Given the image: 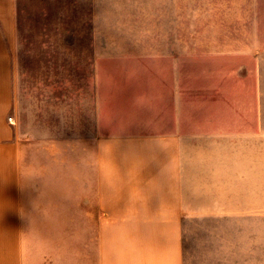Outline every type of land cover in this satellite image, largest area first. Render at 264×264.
<instances>
[{
	"label": "crops",
	"instance_id": "0c3cea01",
	"mask_svg": "<svg viewBox=\"0 0 264 264\" xmlns=\"http://www.w3.org/2000/svg\"><path fill=\"white\" fill-rule=\"evenodd\" d=\"M74 2L89 6L90 20L22 39L26 83L17 86V4L0 0V264H243L241 222L234 231L225 222L242 220L252 188L243 178L248 130L220 103L208 102L219 115L203 113L179 60H258L264 51L180 52L171 2L130 11L159 23V38L99 37L97 0ZM145 44L157 47L138 48ZM23 200H49L38 210L42 232ZM61 200H76V219L89 200V245L84 251L75 229L69 260L67 246L52 241Z\"/></svg>",
	"mask_w": 264,
	"mask_h": 264
},
{
	"label": "rangeland",
	"instance_id": "374dc122",
	"mask_svg": "<svg viewBox=\"0 0 264 264\" xmlns=\"http://www.w3.org/2000/svg\"><path fill=\"white\" fill-rule=\"evenodd\" d=\"M170 2L179 8L177 36L180 52H186L188 49L190 51L192 47L195 48V52L200 53L237 47L259 48L260 53L264 51V27H239L248 20L264 25V0H97L96 8L93 10H96L98 15V36L124 42L129 41L136 34L139 41L144 43L159 38L165 34L159 28V23L156 25L154 21H148L145 13L130 11L144 6L156 8L160 4H170ZM16 4L19 50L15 61V82L18 86L26 83V78H21L26 63V58L23 57L21 60L19 55L22 49H25L21 40L40 36L45 31L50 35H55L59 31L63 33L64 26H68V23L74 20L89 21L90 12L86 9L89 6L74 0H16ZM245 7H251L252 13H243ZM222 8H225L224 12H220ZM229 8L234 11H226ZM92 15H95V12ZM131 16H134L136 21L134 27L126 25ZM155 16L157 17L156 13ZM43 23H46L44 28H42ZM174 34L175 30H173V39ZM141 47L145 50L157 46L154 44L138 46ZM259 56L258 60L243 58L217 60L197 54L195 59L179 60L180 69L184 68L189 72V77H184V80L188 79V84L194 87L195 103L206 107L203 113L210 112L214 115L217 112L208 102L220 103L223 108L217 104L218 111L225 112L227 116L236 114L242 117L244 130H248L244 133L242 142L243 178L244 186L252 188L244 189L242 220L225 222L228 231L238 229L241 222L242 244L244 251L247 252L244 253L243 264H264V255H262L264 254L262 253V250L264 251V53ZM256 119L258 124L254 123ZM251 121L253 124H250ZM254 187L257 189H253ZM23 201L28 203L24 204V207L29 209L31 227L42 232V224L45 220L38 210L49 200ZM61 201L66 202L57 203L56 214L53 212L51 214V218H56L58 221V211L61 209L60 224L56 227L59 228L56 231H61V234L59 236L57 232V237L52 236V241L56 239L58 243L61 240V243L67 246L66 253L69 260L70 250L72 249L73 252L75 229L81 232L79 240L84 251H86L85 245H89L90 219L89 212L88 214L85 212L89 208V200H83L84 213L83 216L77 215V219L74 211L76 200ZM230 239L228 238V244ZM251 250L255 252L253 257Z\"/></svg>",
	"mask_w": 264,
	"mask_h": 264
},
{
	"label": "built area",
	"instance_id": "2783aa9c",
	"mask_svg": "<svg viewBox=\"0 0 264 264\" xmlns=\"http://www.w3.org/2000/svg\"><path fill=\"white\" fill-rule=\"evenodd\" d=\"M8 120H9V122H12V118H9Z\"/></svg>",
	"mask_w": 264,
	"mask_h": 264
}]
</instances>
